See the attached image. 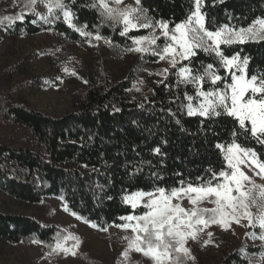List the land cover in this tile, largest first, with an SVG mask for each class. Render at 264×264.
Wrapping results in <instances>:
<instances>
[{"label": "trees", "instance_id": "obj_1", "mask_svg": "<svg viewBox=\"0 0 264 264\" xmlns=\"http://www.w3.org/2000/svg\"><path fill=\"white\" fill-rule=\"evenodd\" d=\"M44 1V0H43ZM75 14L73 23L85 24L91 36H82L63 19L60 10L40 22L32 13H21L22 20L4 26L6 35L18 38L45 31H54L64 39L77 43H94L99 34L111 43L128 49L131 37L145 35V30H133L121 36V25L101 23L99 0H63ZM96 4L97 7H92ZM154 20H168L170 27L185 20L192 9V0H141ZM202 11L206 27L216 30L221 25L247 27L258 17L264 18V0H205ZM36 21L33 23V21ZM226 56L240 53L250 58L248 77L264 78V41L221 45ZM155 61L154 56H146ZM185 64L199 72L214 64L220 76L226 73L214 54L197 50L191 61H182L177 68H168L167 77L154 70L151 80L138 82L131 74L112 81L105 74L88 82L75 99L73 108L60 116L35 110L15 101L5 108L8 121L28 130L31 145H16L0 141V191L8 197L38 204L44 198L59 199L65 211L81 221L106 229L125 221L129 214L142 215L143 206L135 211L123 197L137 191L153 192L156 188L170 191L188 183L199 184L211 179L212 172L224 166V153L217 144L232 142L238 123L223 109L219 116H189L185 94L196 101V87L179 83L177 70ZM163 70V69H162ZM227 82H231L230 76ZM210 80L202 84L204 91L224 87ZM135 85V87H134ZM139 89V90H137ZM242 146L255 148L264 160V145H257L250 137L238 138ZM159 148V153L154 149ZM65 235L54 225H43L33 217L7 214L0 211V239L17 244L33 241L52 248ZM264 255L261 245L224 250L220 264H256L249 257ZM91 264H100L91 261Z\"/></svg>", "mask_w": 264, "mask_h": 264}, {"label": "snow or ice", "instance_id": "obj_2", "mask_svg": "<svg viewBox=\"0 0 264 264\" xmlns=\"http://www.w3.org/2000/svg\"><path fill=\"white\" fill-rule=\"evenodd\" d=\"M36 2L37 0H31L32 4ZM122 2L123 0H111L115 6L110 7L109 0H99V7L102 9L100 14L104 18L101 23H111L114 28L117 24L122 25L121 36H127L133 30L151 29L148 35L131 37L134 47L128 51L141 54L151 52L159 60H167L172 68H177L182 61H191L197 50H202L214 54L220 67L224 69L226 76L222 77L214 64L202 66L203 72L195 70V74L190 64L178 68V82L193 84L196 87V98L199 99V103L194 106V97L185 94L188 101L187 114L207 118L219 116L221 112L218 109H223L238 123V130L234 129L232 132V142L227 146L217 144V148L224 153L225 163L218 173L212 172L211 179L195 185L188 183L186 186L181 181V187L170 191L156 188L154 192L137 191L123 197L124 202L134 211L140 206L147 210L142 215L129 214L120 218L125 223L118 227L131 229L133 233L132 238L125 237L129 244L122 256L126 257L129 250H134L150 257L154 264H184L186 258L194 259L190 249L186 247L189 239L197 240L199 234L210 225L227 229L232 223L239 225L242 220H247L248 228L259 227L262 230L259 236L254 231L246 232L247 237L264 241V184H257L241 168L242 165L248 167L255 176L264 178V160L260 159L261 154L255 148L242 146L238 142V138L243 136L245 141L250 137L257 145H264V78L258 79L257 75L248 77L249 57L241 59L240 53L226 56L221 48V45L264 41V18H256L247 27H230L225 24L213 31L206 27L208 14L202 11L205 0H192L193 7L186 19L170 27L173 22L150 17L149 10L141 6V0H135V7H120ZM44 3L48 16H52L55 10H60L64 21L75 31L82 36L92 35L85 31L86 24L80 28L73 24L75 14L63 0H44ZM92 7L97 5L93 4ZM37 15L39 19L49 22L47 16ZM23 18V15L16 17L20 20ZM35 22L34 20L33 23ZM157 27L161 30L160 36L156 35ZM161 36L165 40L162 48L157 44ZM94 39L104 38L97 31ZM105 42L111 43L107 39ZM168 71L165 68L156 74L167 77ZM229 76L230 83L227 82ZM206 79L213 86L218 81H224V88L213 87L204 91L202 84ZM154 151L159 153L160 149L156 148ZM183 198L188 199L192 206L190 209L172 202L173 199ZM203 202H209L214 207H201ZM207 235L211 237L212 233L208 232ZM69 238L77 239L65 236L64 240ZM209 242L204 241L205 244ZM53 251L68 253L71 249L58 240ZM238 251L243 254L245 248L241 247Z\"/></svg>", "mask_w": 264, "mask_h": 264}, {"label": "rangeland", "instance_id": "obj_3", "mask_svg": "<svg viewBox=\"0 0 264 264\" xmlns=\"http://www.w3.org/2000/svg\"><path fill=\"white\" fill-rule=\"evenodd\" d=\"M127 5L135 7V0H123L120 7ZM109 6H115L111 0ZM23 12L34 14L43 23L45 21L39 19L37 14L48 17L43 0H37L35 4L31 0H0L1 142L31 145L33 141L27 129L7 120L1 108L3 103L6 108L15 101L22 102L43 113L60 116L73 108L75 99L88 82L96 81L102 74L112 81L131 74L138 82H143L151 80L154 70L171 67L167 60H159L151 52L141 54L128 51L129 48L106 43L105 39L95 40L94 43H77L64 39L54 31L18 38L6 35L4 26L20 20L16 17ZM143 30L145 35L151 32V29ZM160 31L157 27V36H160ZM164 43L161 36L157 44L162 48ZM149 55L156 60L149 61L146 57ZM192 103L197 105L199 99ZM241 168L257 184H264V178L255 176L248 167L242 165ZM144 202H147V197ZM172 202L180 203L186 209L192 207L187 198L173 199ZM200 206L214 207L209 202H203ZM0 211L33 217L43 225L57 226L65 236L78 239V244L77 239L72 238L61 241L71 249L68 253L53 251L55 245L47 248L33 241L11 244L0 239V264H91V261L100 264H154L150 257L134 250H129L126 257L122 256L129 244L125 237L133 236L131 229L113 225L100 229L87 224L66 212L64 204L57 198L47 197L38 204H32L14 200L0 191ZM250 231L259 236L262 230L259 227L248 228L247 220H242L239 225L232 223L227 229L210 225L199 234L197 240H188L186 247L194 259L186 258L184 264H220L225 249L239 250L244 247L246 252L248 247L264 245V241L245 235ZM208 232L212 233L211 237L207 235ZM206 240L210 242L205 244ZM73 245L76 246L73 248ZM249 258L256 264H264V255H252Z\"/></svg>", "mask_w": 264, "mask_h": 264}]
</instances>
